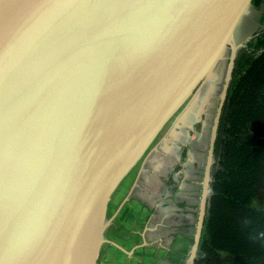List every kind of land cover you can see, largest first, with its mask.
<instances>
[{
  "label": "water",
  "instance_id": "obj_1",
  "mask_svg": "<svg viewBox=\"0 0 264 264\" xmlns=\"http://www.w3.org/2000/svg\"><path fill=\"white\" fill-rule=\"evenodd\" d=\"M253 0H0V264H99L116 190L232 48ZM239 46V45H238Z\"/></svg>",
  "mask_w": 264,
  "mask_h": 264
},
{
  "label": "crops",
  "instance_id": "obj_2",
  "mask_svg": "<svg viewBox=\"0 0 264 264\" xmlns=\"http://www.w3.org/2000/svg\"><path fill=\"white\" fill-rule=\"evenodd\" d=\"M192 109L173 119L111 198L105 237L107 264H184L199 219L207 163L208 122L200 135L189 122ZM208 144V149H207Z\"/></svg>",
  "mask_w": 264,
  "mask_h": 264
},
{
  "label": "trees",
  "instance_id": "obj_3",
  "mask_svg": "<svg viewBox=\"0 0 264 264\" xmlns=\"http://www.w3.org/2000/svg\"><path fill=\"white\" fill-rule=\"evenodd\" d=\"M233 74L195 264H264V31L241 49Z\"/></svg>",
  "mask_w": 264,
  "mask_h": 264
},
{
  "label": "rangeland",
  "instance_id": "obj_4",
  "mask_svg": "<svg viewBox=\"0 0 264 264\" xmlns=\"http://www.w3.org/2000/svg\"><path fill=\"white\" fill-rule=\"evenodd\" d=\"M262 31H264V0L262 1L260 6L251 5L249 9L247 10V12L242 17L238 27L236 28L235 35H234V44L237 45V49L235 52V61L241 49L245 48V45L250 40H253V38L257 34L261 33ZM232 52L233 51L231 47L227 49L224 55V58L221 60V62L215 69L214 74L208 79V81L202 87V89L200 90L201 92L199 91L200 94L198 93L196 98L193 99V101L190 103V106L192 105L191 107L192 112H190L191 115L189 118V122L192 125H194L195 131H196L195 134H192V135L193 136L200 135L201 122H208L210 124V128L208 130V135H207L208 144L211 139L214 120H215L217 110H218V107L221 101V94L223 92L224 85L226 84L227 73H228V68H229V63L231 60ZM234 69H235V63H234V68L229 78L228 89L234 77V74H233ZM193 103H196V104L193 106ZM198 124L200 126L198 129H196ZM166 128H167V125L163 129L162 133L165 131ZM208 144H207V149H208ZM217 159H218L217 158V148L215 147L214 154H213L212 170L214 168L215 163L217 162ZM134 171H135V168L130 172L128 177H131ZM107 247L108 246L106 245V243H104L101 248V252L99 256V264L108 263L107 258H106L107 252H108Z\"/></svg>",
  "mask_w": 264,
  "mask_h": 264
},
{
  "label": "flooded vegetation",
  "instance_id": "obj_5",
  "mask_svg": "<svg viewBox=\"0 0 264 264\" xmlns=\"http://www.w3.org/2000/svg\"><path fill=\"white\" fill-rule=\"evenodd\" d=\"M201 92V91H200ZM200 92H199V94H200ZM198 95V94H197ZM196 103H193V106L195 105ZM190 107H192V105L190 106Z\"/></svg>",
  "mask_w": 264,
  "mask_h": 264
},
{
  "label": "bare ground",
  "instance_id": "obj_6",
  "mask_svg": "<svg viewBox=\"0 0 264 264\" xmlns=\"http://www.w3.org/2000/svg\"><path fill=\"white\" fill-rule=\"evenodd\" d=\"M218 65H219V64H218ZM213 74H214V72H213ZM213 74H212V75H213ZM212 75H211V76H212ZM195 98H196V97H195Z\"/></svg>",
  "mask_w": 264,
  "mask_h": 264
}]
</instances>
